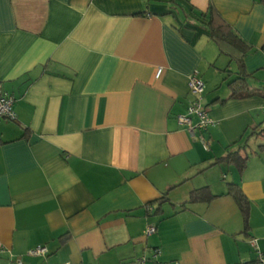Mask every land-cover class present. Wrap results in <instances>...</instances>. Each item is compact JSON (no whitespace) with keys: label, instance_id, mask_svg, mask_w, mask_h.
<instances>
[{"label":"crops","instance_id":"obj_1","mask_svg":"<svg viewBox=\"0 0 264 264\" xmlns=\"http://www.w3.org/2000/svg\"><path fill=\"white\" fill-rule=\"evenodd\" d=\"M211 6L252 48L245 82L239 54L211 38ZM195 72L214 125L191 135L177 117ZM0 80L17 117L0 123V241L14 259L255 264L253 241L264 253L261 0H0ZM230 152L248 156L242 172L217 163ZM201 188L217 197L188 203ZM38 246L47 257L27 255Z\"/></svg>","mask_w":264,"mask_h":264},{"label":"built area","instance_id":"obj_2","mask_svg":"<svg viewBox=\"0 0 264 264\" xmlns=\"http://www.w3.org/2000/svg\"><path fill=\"white\" fill-rule=\"evenodd\" d=\"M162 69H159L157 71V77L159 78L162 75ZM190 86V92L194 96V100L191 103V105L188 108V111L184 115H179L177 117L178 123L182 126H185L188 130V132L191 135H194L196 131H205L210 126L214 125L213 119L209 116L208 111L205 109L204 103H203V93L205 90V83L202 80V78L199 76L198 72H195L189 82ZM14 106V99L12 96L5 93L1 86V80H0V123L2 120H9V121H16V113L13 109ZM194 118L197 119V121L194 123ZM1 136H0V145H1ZM201 142L205 149H209L208 142L204 139V137H201ZM148 211H151L152 208L148 206ZM156 233V227L155 226H149L146 229L145 234L147 236L155 234ZM252 246L257 251V261L255 264H264V253L260 252L257 248V244L255 241L252 242ZM5 253H9V258L12 260L15 264H24L21 259H14L11 252H9L5 246L0 241V256H2ZM49 254V250L45 246H38L36 248L30 249L27 252V255L29 257H47ZM159 254V250H156L154 253V256L152 258H148L146 256H143L139 258L137 261L131 263V264H179L178 262H166V263H159L156 258ZM10 264V263H7ZM70 264V263H67Z\"/></svg>","mask_w":264,"mask_h":264},{"label":"trees","instance_id":"obj_3","mask_svg":"<svg viewBox=\"0 0 264 264\" xmlns=\"http://www.w3.org/2000/svg\"><path fill=\"white\" fill-rule=\"evenodd\" d=\"M261 2L264 5V0H261ZM209 10H210L209 12L210 16L207 19L205 15L204 17L209 27L211 38L219 46L221 52L224 53L229 50L235 52L236 54H239L238 62L240 64L239 68L241 70V74H240L241 78L236 79L235 82L236 84L241 83V81L245 82L244 58L252 50V48L239 38V36L232 30L230 25H228L221 18H219L214 13H212V6L210 7ZM232 90H233L232 93L233 96L240 94L241 96L245 97L251 95L252 92V90L249 89V86H247L245 89L244 87L238 89L232 86ZM247 161H248V156L242 155L239 152H234V153L230 152L224 157L218 159L217 163L235 164L238 167L239 171L242 172L246 167ZM228 194L235 199V201L237 202L238 206L243 211V213L248 214L247 206H246V197L243 195L241 188L238 185L230 184ZM216 197L217 196L211 194L209 188H201L194 190L191 193L188 203L211 202Z\"/></svg>","mask_w":264,"mask_h":264},{"label":"rangeland","instance_id":"obj_4","mask_svg":"<svg viewBox=\"0 0 264 264\" xmlns=\"http://www.w3.org/2000/svg\"><path fill=\"white\" fill-rule=\"evenodd\" d=\"M231 80H232V79H231ZM226 86H227V83H226V85H224V90H225Z\"/></svg>","mask_w":264,"mask_h":264}]
</instances>
